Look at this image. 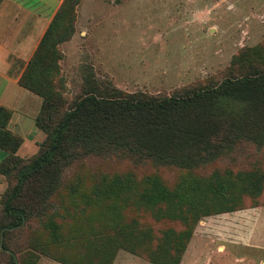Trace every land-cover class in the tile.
I'll return each instance as SVG.
<instances>
[{
	"label": "trees",
	"instance_id": "trees-1",
	"mask_svg": "<svg viewBox=\"0 0 264 264\" xmlns=\"http://www.w3.org/2000/svg\"><path fill=\"white\" fill-rule=\"evenodd\" d=\"M77 2L60 1L17 79L40 97L34 123L45 137L35 152L17 154L22 137L7 129L11 110L0 104V148L6 151L0 262L36 264L43 255L63 264H111L124 249L143 252L152 264H179L198 220L258 196L263 169L187 173L172 186L156 174L141 180L129 173L82 184L71 172L84 157L112 151L193 169L229 154L240 140L261 145L264 69L168 95L128 92L109 82L102 87L91 71L67 103L49 76L59 70L57 43L73 33ZM140 210L181 228H161L151 244L153 229L134 215ZM24 228L31 229L19 245L16 232Z\"/></svg>",
	"mask_w": 264,
	"mask_h": 264
},
{
	"label": "rangeland",
	"instance_id": "rangeland-1",
	"mask_svg": "<svg viewBox=\"0 0 264 264\" xmlns=\"http://www.w3.org/2000/svg\"><path fill=\"white\" fill-rule=\"evenodd\" d=\"M23 1L42 9L46 0ZM73 25L70 38L57 43L59 70L49 76L67 103L91 71L102 87L109 82L128 92L168 95L264 69V0H78ZM255 167L264 170V142L243 139L229 154L193 169L112 151L84 157L71 174L82 184L101 175L129 173L143 180L156 174L172 186L187 173ZM134 215L153 229L151 244L161 228H181L144 210ZM31 228L16 232L19 245ZM36 264L63 263L41 255ZM111 264L152 263L143 252L119 249ZM179 264H264V186L255 198L244 196L240 208L198 220Z\"/></svg>",
	"mask_w": 264,
	"mask_h": 264
},
{
	"label": "crops",
	"instance_id": "crops-1",
	"mask_svg": "<svg viewBox=\"0 0 264 264\" xmlns=\"http://www.w3.org/2000/svg\"><path fill=\"white\" fill-rule=\"evenodd\" d=\"M55 1L46 0V9L23 0L0 2V104L11 110L7 129L22 137L16 151L21 157L35 152L45 133L34 123L40 97L19 85L17 79L61 0ZM27 150L30 152L25 153ZM5 155L0 148V160ZM4 188L5 178L0 173V194Z\"/></svg>",
	"mask_w": 264,
	"mask_h": 264
},
{
	"label": "water",
	"instance_id": "water-1",
	"mask_svg": "<svg viewBox=\"0 0 264 264\" xmlns=\"http://www.w3.org/2000/svg\"><path fill=\"white\" fill-rule=\"evenodd\" d=\"M0 246H1V239H0Z\"/></svg>",
	"mask_w": 264,
	"mask_h": 264
}]
</instances>
